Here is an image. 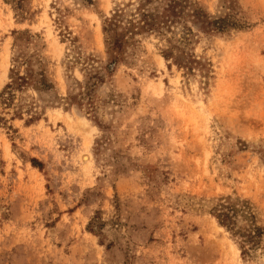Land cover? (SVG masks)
<instances>
[{
	"label": "rangeland",
	"instance_id": "rangeland-1",
	"mask_svg": "<svg viewBox=\"0 0 264 264\" xmlns=\"http://www.w3.org/2000/svg\"><path fill=\"white\" fill-rule=\"evenodd\" d=\"M129 1L0 0V93L21 50L54 86L0 124V264H264V0H195L230 27L189 21L192 74L147 34L92 85Z\"/></svg>",
	"mask_w": 264,
	"mask_h": 264
},
{
	"label": "trees",
	"instance_id": "trees-1",
	"mask_svg": "<svg viewBox=\"0 0 264 264\" xmlns=\"http://www.w3.org/2000/svg\"><path fill=\"white\" fill-rule=\"evenodd\" d=\"M11 1L21 5L24 0ZM189 21L200 23L201 29L208 34L223 32L230 27L229 22L222 18L212 19L195 0H131L118 5L103 22L110 60L108 64L99 67L94 66V62L89 63L94 66L90 70L89 82L93 80L92 85H96L98 81H102V72L111 73L117 64L125 60L127 49L136 44L138 36L147 34H154L164 40V57L175 61L187 73L192 74L195 68L202 65L188 50L191 42L188 40L194 37ZM181 31L183 34L178 37ZM16 33H19L18 39H25V33ZM71 41L74 40L71 38ZM12 62L10 81L0 93V124L7 126L10 120L22 118L24 113L28 114L29 123L41 118L36 101L27 102L23 98L25 90L34 87L40 91H48L54 87L45 70L37 71L31 56L25 51L14 54Z\"/></svg>",
	"mask_w": 264,
	"mask_h": 264
}]
</instances>
